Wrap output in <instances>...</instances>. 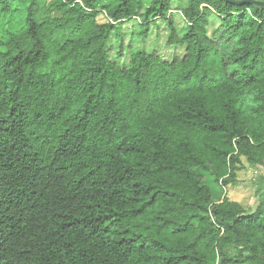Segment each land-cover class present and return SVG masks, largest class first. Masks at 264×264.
<instances>
[{
  "label": "trees",
  "instance_id": "trees-1",
  "mask_svg": "<svg viewBox=\"0 0 264 264\" xmlns=\"http://www.w3.org/2000/svg\"><path fill=\"white\" fill-rule=\"evenodd\" d=\"M134 19L182 52L113 59ZM243 158L264 165V7L0 0V264H264V195L209 183Z\"/></svg>",
  "mask_w": 264,
  "mask_h": 264
},
{
  "label": "rangeland",
  "instance_id": "rangeland-1",
  "mask_svg": "<svg viewBox=\"0 0 264 264\" xmlns=\"http://www.w3.org/2000/svg\"><path fill=\"white\" fill-rule=\"evenodd\" d=\"M175 19L177 28L183 29L184 21L181 14H177ZM100 20L105 21V18L101 16ZM138 20L134 19L124 25L123 40L116 37L115 34L112 35L109 44L112 48L111 57L113 59L126 62L132 48L139 47H143L148 51L156 49L166 59H171L174 54L182 52V50H177L167 44L169 30L167 24L163 21H160L157 25L154 24L148 34V38L141 42L138 35L141 29ZM122 41L123 56L119 55ZM243 162L244 167L238 172L235 183L225 187L215 182L212 178H209V183L215 201H219L225 195H228L230 199L240 202L246 208L255 209L260 196L264 195V165L253 167L245 158H243Z\"/></svg>",
  "mask_w": 264,
  "mask_h": 264
},
{
  "label": "water",
  "instance_id": "water-1",
  "mask_svg": "<svg viewBox=\"0 0 264 264\" xmlns=\"http://www.w3.org/2000/svg\"><path fill=\"white\" fill-rule=\"evenodd\" d=\"M229 1L240 3V4L249 2V3H254V4H257L259 6L264 7V1L263 0H243V1L229 0Z\"/></svg>",
  "mask_w": 264,
  "mask_h": 264
}]
</instances>
